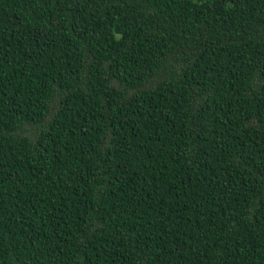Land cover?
I'll return each instance as SVG.
<instances>
[{"label":"trees","instance_id":"obj_1","mask_svg":"<svg viewBox=\"0 0 264 264\" xmlns=\"http://www.w3.org/2000/svg\"><path fill=\"white\" fill-rule=\"evenodd\" d=\"M0 264H264V0H0Z\"/></svg>","mask_w":264,"mask_h":264}]
</instances>
